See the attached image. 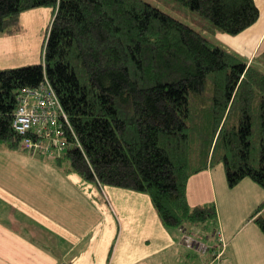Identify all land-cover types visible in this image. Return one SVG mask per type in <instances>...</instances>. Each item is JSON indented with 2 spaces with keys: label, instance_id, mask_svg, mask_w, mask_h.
Segmentation results:
<instances>
[{
  "label": "trees",
  "instance_id": "1",
  "mask_svg": "<svg viewBox=\"0 0 264 264\" xmlns=\"http://www.w3.org/2000/svg\"><path fill=\"white\" fill-rule=\"evenodd\" d=\"M178 1L232 36L261 16L256 0ZM44 6L53 19L42 60L0 65V147L25 149L13 125L20 94L49 79L70 117L60 163L101 187L148 193L168 227L219 230L217 204L188 197L190 178L217 163L231 187L251 178L264 188V64L145 0H0V34ZM251 219L264 233V200Z\"/></svg>",
  "mask_w": 264,
  "mask_h": 264
},
{
  "label": "crops",
  "instance_id": "2",
  "mask_svg": "<svg viewBox=\"0 0 264 264\" xmlns=\"http://www.w3.org/2000/svg\"><path fill=\"white\" fill-rule=\"evenodd\" d=\"M260 19L238 35L214 30L215 42L250 63L264 64V0ZM213 30V29H212ZM0 264H206L168 227L144 192L107 194L64 160L2 144ZM26 151L27 154H23ZM14 152V153H10ZM20 152V153H17ZM190 204L215 202L228 242L226 264H264V233L251 219L264 188L251 178L228 185L223 168L195 173ZM110 199H109V196Z\"/></svg>",
  "mask_w": 264,
  "mask_h": 264
},
{
  "label": "built area",
  "instance_id": "3",
  "mask_svg": "<svg viewBox=\"0 0 264 264\" xmlns=\"http://www.w3.org/2000/svg\"><path fill=\"white\" fill-rule=\"evenodd\" d=\"M13 125L24 135L22 146L34 153L56 157L69 143L70 117L49 79L36 88H25L21 92ZM181 231L186 247L203 256L210 255L206 264H226L228 242L223 229L219 227L209 242L202 240L200 231Z\"/></svg>",
  "mask_w": 264,
  "mask_h": 264
},
{
  "label": "rangeland",
  "instance_id": "4",
  "mask_svg": "<svg viewBox=\"0 0 264 264\" xmlns=\"http://www.w3.org/2000/svg\"><path fill=\"white\" fill-rule=\"evenodd\" d=\"M160 9L167 11L171 15L187 24L192 25L196 30L201 31L210 41L214 38V24L206 19L200 12L191 9L189 6L181 4L178 0H145ZM20 21L21 29L14 34H0V65L2 67H19L35 64L42 60L44 45L49 24L53 19V8L50 6L33 8L22 13ZM213 41V40H212ZM242 107L238 109V114H231L229 121H236L242 113ZM0 153H7L0 150ZM14 153V152H10ZM20 153V152H17ZM23 154H27L22 150ZM213 168H223V163H217ZM107 194L118 191L135 192L133 189L116 187L113 185L102 186ZM138 192V191H136ZM135 192V193H136ZM142 192V191H140ZM149 196L148 193L144 192ZM109 196V195H108ZM150 197V196H149ZM110 199V196H109ZM214 221L200 226L202 240L209 242L214 233ZM211 235V236H210ZM209 256V255H208Z\"/></svg>",
  "mask_w": 264,
  "mask_h": 264
}]
</instances>
